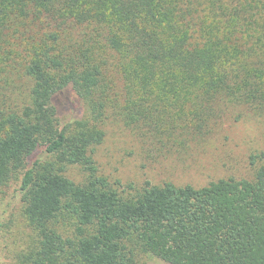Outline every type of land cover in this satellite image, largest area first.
<instances>
[{"label": "trees", "instance_id": "16d2710c", "mask_svg": "<svg viewBox=\"0 0 264 264\" xmlns=\"http://www.w3.org/2000/svg\"><path fill=\"white\" fill-rule=\"evenodd\" d=\"M242 111L264 112V0H0V189L31 232L10 264H264V151L251 180L122 190L92 157L110 117L181 149Z\"/></svg>", "mask_w": 264, "mask_h": 264}, {"label": "rangeland", "instance_id": "374dc122", "mask_svg": "<svg viewBox=\"0 0 264 264\" xmlns=\"http://www.w3.org/2000/svg\"><path fill=\"white\" fill-rule=\"evenodd\" d=\"M234 114H225L210 136L195 139L181 149L164 148L144 138L142 132L110 117L104 125L105 137L92 153L98 174L120 190L130 184L142 187L145 181L154 185L172 182L177 186L200 187L230 177L251 180L255 166L250 165V156L264 151V112L242 111L238 121H234ZM77 115H81V110ZM66 175L76 183L85 178L78 166L68 167ZM17 187L12 184L0 189V261L3 264L13 261L31 235L15 193ZM140 258L141 264H166L147 255Z\"/></svg>", "mask_w": 264, "mask_h": 264}]
</instances>
